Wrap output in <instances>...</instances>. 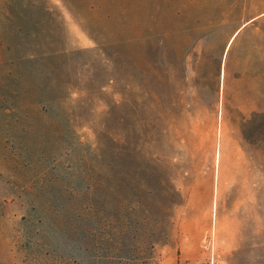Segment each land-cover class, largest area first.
I'll return each mask as SVG.
<instances>
[{
  "label": "rangeland",
  "instance_id": "374dc122",
  "mask_svg": "<svg viewBox=\"0 0 264 264\" xmlns=\"http://www.w3.org/2000/svg\"><path fill=\"white\" fill-rule=\"evenodd\" d=\"M0 264H264V0H0Z\"/></svg>",
  "mask_w": 264,
  "mask_h": 264
},
{
  "label": "trees",
  "instance_id": "16d2710c",
  "mask_svg": "<svg viewBox=\"0 0 264 264\" xmlns=\"http://www.w3.org/2000/svg\"><path fill=\"white\" fill-rule=\"evenodd\" d=\"M174 203H176V202H174Z\"/></svg>",
  "mask_w": 264,
  "mask_h": 264
},
{
  "label": "bare ground",
  "instance_id": "6f19581e",
  "mask_svg": "<svg viewBox=\"0 0 264 264\" xmlns=\"http://www.w3.org/2000/svg\"><path fill=\"white\" fill-rule=\"evenodd\" d=\"M217 203V202H216Z\"/></svg>",
  "mask_w": 264,
  "mask_h": 264
}]
</instances>
